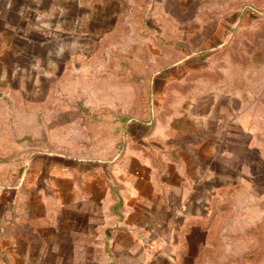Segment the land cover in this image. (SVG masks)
Segmentation results:
<instances>
[{"label": "rangeland", "instance_id": "obj_1", "mask_svg": "<svg viewBox=\"0 0 264 264\" xmlns=\"http://www.w3.org/2000/svg\"><path fill=\"white\" fill-rule=\"evenodd\" d=\"M128 4L84 69L2 94L0 236L30 201L69 200L111 211L132 264H264V0ZM192 165L204 190L175 178Z\"/></svg>", "mask_w": 264, "mask_h": 264}, {"label": "crops", "instance_id": "obj_2", "mask_svg": "<svg viewBox=\"0 0 264 264\" xmlns=\"http://www.w3.org/2000/svg\"><path fill=\"white\" fill-rule=\"evenodd\" d=\"M128 1L0 0V99L4 92L34 95L38 85L59 84L70 71L84 69L93 48L112 30L118 11L121 6L127 8ZM146 128L131 132L143 138ZM203 149L204 153L208 151ZM78 163L82 171L107 167L95 162ZM41 166L49 170L61 165L43 161ZM196 175L192 165L181 169L175 178L182 186L191 180L193 186L203 190L210 185ZM114 185L110 184L113 191ZM121 201L113 207L119 219L124 213L116 211L121 204L126 208ZM68 202L63 208L52 209L49 202L30 201L28 210L21 209L8 228L9 235L3 239L0 236V264H132L131 237L122 240L118 237L124 234L117 236L109 229L110 218L115 222L111 211L104 217L98 205L88 209ZM124 218L123 227L136 219L132 215ZM152 219H156V225L158 217Z\"/></svg>", "mask_w": 264, "mask_h": 264}, {"label": "trees", "instance_id": "obj_3", "mask_svg": "<svg viewBox=\"0 0 264 264\" xmlns=\"http://www.w3.org/2000/svg\"><path fill=\"white\" fill-rule=\"evenodd\" d=\"M129 122H132V120L131 121H129ZM147 125L149 126V129H151V127H152V122H151V125H149L148 123H137V126H134V127H132L133 126V123H130V125H128V130H127V132L129 133V131L131 130V131H138L141 127H147ZM131 128V129H130ZM149 129L147 130V131H145L143 134H142V136L144 137V136H146V135H148V133H149ZM131 133H133V132H131ZM102 164H104V165H107V162H104V163H102ZM117 186L116 185H114V192H115V194H116V196H117V194H118V191H117V188H116ZM117 198H118V200H121V198L120 197H118L117 196Z\"/></svg>", "mask_w": 264, "mask_h": 264}]
</instances>
